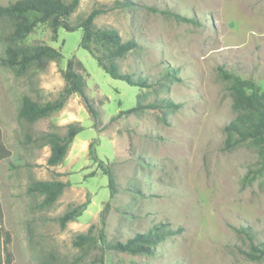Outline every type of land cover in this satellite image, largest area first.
<instances>
[{"label":"rangeland","instance_id":"rangeland-1","mask_svg":"<svg viewBox=\"0 0 264 264\" xmlns=\"http://www.w3.org/2000/svg\"><path fill=\"white\" fill-rule=\"evenodd\" d=\"M15 1L0 0V9ZM92 11H99L94 31L113 29L136 44L114 63L147 87L106 74L80 47L82 29L42 23L14 39V19L0 16V59L7 46L48 45L62 55L19 76L0 64V142L7 151L0 160V207L11 264H101L100 249L103 264H264L247 257L250 243L242 231L250 229L254 244L264 242V174L244 181L257 159L251 143L224 149V127L236 112L218 76L223 68L264 91V0H79L69 25ZM90 46L109 67L105 47ZM71 59L86 81L93 113L72 94L59 112L20 119L23 97L44 105L66 94L62 73ZM69 124L82 130L63 161L50 167L43 135L63 136ZM36 181L67 186L43 205V195L28 192ZM84 203L81 216L61 229L59 217ZM160 224L183 232L162 241L153 255L110 249ZM88 231L96 240L102 231L104 239L83 253L73 241Z\"/></svg>","mask_w":264,"mask_h":264},{"label":"trees","instance_id":"trees-1","mask_svg":"<svg viewBox=\"0 0 264 264\" xmlns=\"http://www.w3.org/2000/svg\"><path fill=\"white\" fill-rule=\"evenodd\" d=\"M79 0H71L65 3L61 0H17L5 8L0 9V16L14 19L13 31L11 37L14 39H24L33 29L42 23H48L53 28H62L66 31H75L82 29L83 36L80 47L93 56L98 66L108 74L112 79L121 80L129 86L147 87L144 80L135 81L129 74H121L114 60L122 58L127 53L136 49L133 41H122L116 30L107 29L94 31L93 21L98 16L99 11H92L78 25L70 26L69 17L75 12ZM173 17L187 23L193 22L191 19L181 17L177 14H171ZM98 41L105 47L109 67L103 63V60L95 55L91 49V42ZM61 53L48 45H34L29 47L7 46L4 56L0 59V64L7 69L13 70L19 76L25 73L31 67L44 69L51 61H60ZM75 61L71 59L62 73L65 83L68 85L66 94H61L59 99L53 102H47L44 105L32 101L28 97H23L18 111V117L28 122H34L46 118L62 110L68 96L76 94L85 102L89 113H93L90 101L85 95L86 81L82 75L74 69ZM218 76L228 87L231 94L232 108L236 112V117L224 127L225 141L224 149L231 150L243 143H251L257 149V159L248 168L244 181L248 184L254 182L264 174V91L259 90L250 81L242 79L223 68L218 69ZM167 107L175 108V105L168 102ZM137 109V108H136ZM130 109L120 114H130L136 111ZM82 127L69 124L65 135L59 136L55 133H46L43 137L50 146V155L47 158V165L50 167L59 165L65 158L70 144L74 138L81 132ZM91 159L97 161L93 155L91 147L89 148ZM7 156V151L0 142V160ZM105 174L108 176V186L110 197H114V178L107 169ZM67 185L60 181H36L28 188L29 193L43 195V205H50L57 200L63 189ZM87 206L84 203L66 211L59 217V225L64 229L68 222L81 216ZM248 238L250 248L247 257L254 261L264 262V242L254 244L252 234L249 228L242 229ZM183 232L181 227L176 229L166 224H160L152 227L146 233L136 234L133 238L125 242H116L110 246V249L127 253L129 255H147L154 254L156 246L166 238L179 235ZM79 234L73 241L75 247L80 248L83 253L94 247L96 241H103L104 234L101 231L96 240L91 235ZM9 243V235L3 230V213L0 207V264H11V256L6 252V246ZM99 262L103 264V251Z\"/></svg>","mask_w":264,"mask_h":264}]
</instances>
